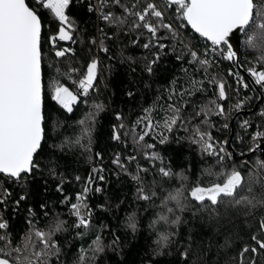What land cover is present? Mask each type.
<instances>
[{
    "label": "trees",
    "instance_id": "16d2710c",
    "mask_svg": "<svg viewBox=\"0 0 264 264\" xmlns=\"http://www.w3.org/2000/svg\"><path fill=\"white\" fill-rule=\"evenodd\" d=\"M121 2L130 6L136 0ZM146 2L147 0H141V8L146 6ZM152 2L164 11V22L179 31L183 43L174 41L171 34L162 28L157 33V39H152L151 34L143 28L132 30L125 25L118 31L98 18V12L94 10L98 0H71L66 14L75 24L73 40L60 41V25L50 10H44L34 0H26L37 11L42 23L41 66L46 135L41 149L34 157L38 168L30 174H24L19 181L0 174V198L4 199V203H0V217L8 223V228L0 230V235L9 234L13 247L29 232V221L37 229L46 231L50 226H55L57 220L64 222L63 230L53 237L60 252L58 257H51L49 264H76L82 249L91 258L88 264H240L239 253L243 247L256 246L251 237L257 235L264 239L260 232L264 207H257L251 215H246L239 208L226 207L225 204L217 207L215 215L210 211L197 212L199 205L195 202H191L192 207L186 211L176 210L175 215L167 213L161 207V201L167 193L181 186V181L175 175L171 178L161 177L158 172L161 166L170 168L174 174L183 173L188 178L184 181L185 196L187 190L197 184L206 187L212 183L223 182V177H210L208 170L219 173L232 169L240 171L246 185L252 186L253 192L245 191L244 194L255 195L257 198L264 195V168L257 166V161H264L262 153H245L251 145L248 139L254 124L264 125V95L262 94L263 101L255 111L248 112L257 101L258 93L249 87L243 89L236 81L238 74L243 73L237 68L234 59L215 57L207 73L202 69L197 70L198 65H190L189 49L200 55L201 49L208 43L178 18L175 6L165 8L163 0ZM256 2L264 3V0ZM90 7L92 11H89ZM109 10L116 15L122 14V9L118 6L105 8V11ZM182 23L185 24L184 27H181ZM100 29L113 37L105 40L109 49L107 53L100 51L98 44L92 43L93 39L98 41ZM53 37H56L55 43ZM246 38L243 33L239 61L241 68L247 72L255 61L264 71V59H259L261 51L248 47L245 44ZM150 39L153 46L145 49L143 45ZM158 44L166 47L160 49ZM185 44L188 45L187 49L184 48ZM66 46L71 51L64 57L57 58L55 51L63 50ZM224 47L227 51L225 45ZM181 54L183 59L177 60V55ZM94 58L100 62V73L95 83L96 90L89 94L87 100L88 105L94 102L103 103L104 111L96 116L91 125L89 143V138L84 135V129L88 125H80L77 121L87 119L85 114L92 109L81 102L73 113H67L52 100L50 84L57 67L62 72H67L70 68L78 69V73L74 74V78L78 79ZM151 60L156 62L149 74L146 66ZM184 69L188 70L187 76ZM212 77L224 82L226 99H219L216 83L209 82ZM192 78L201 82L198 85L200 90L191 97H184L189 102L183 115L194 117L195 111L205 106L212 109L207 123H201L205 119L203 115L195 117L193 123L199 124L201 130L215 137L218 143L226 139L230 150H242V155L247 156L246 162H241L237 153L233 159L222 161L216 156L206 155L199 145L189 142V133L179 128L168 133V141L164 144L158 142L159 137L153 138L156 133L145 137L146 143L155 145L149 151H155L161 157V160L155 162L146 160L135 149L131 138L125 137L123 132L121 141L112 139L113 126L120 123L116 119L117 113L123 116V122L131 128L143 109L152 105L157 96L167 99L166 90L172 87L171 82L174 79L177 81L175 87L179 91L190 87L189 81ZM61 83L72 87V82L63 77ZM232 98L233 101L242 98L244 106L236 111H242L241 114L233 118L236 113L234 112L232 120L228 121L227 115L218 114V109L210 102L215 101V104L226 108ZM261 110L263 112L259 113ZM245 120L249 121L248 129L242 125ZM239 135L240 138L237 139ZM78 139L80 142L76 143ZM117 155L131 174H136L137 165L149 169L148 173L140 175L149 188L152 187L153 180L156 181V197L147 201L137 199L138 185L129 174L113 163ZM131 156H136V160L130 162L128 158ZM94 168L100 171L93 172ZM101 176L103 180L100 179ZM77 177L80 179L77 180ZM89 177L92 181L91 191L86 197V203L91 210L89 227H76L78 221L71 214V204L77 202V193H82ZM96 188L101 191H95ZM5 189L10 193L6 198ZM65 197L68 198L67 201ZM41 205L45 207L42 208ZM169 207L175 208V204L170 202ZM132 213L136 214L138 225L135 232L127 227V218ZM158 214L168 215L170 220L180 216L181 223L172 226L160 221L155 229L149 227ZM169 232L175 233L170 237V243L167 247L158 249L154 243L158 234ZM97 236L101 237L104 250L94 254L93 242ZM4 243L0 241V246ZM37 247L41 245L37 243ZM185 250L187 258L181 255ZM253 260L255 264H264V251L245 254L244 264H253Z\"/></svg>",
    "mask_w": 264,
    "mask_h": 264
},
{
    "label": "snow or ice",
    "instance_id": "6c2138e0",
    "mask_svg": "<svg viewBox=\"0 0 264 264\" xmlns=\"http://www.w3.org/2000/svg\"><path fill=\"white\" fill-rule=\"evenodd\" d=\"M36 2L44 10H50L53 18L59 22L58 39L60 41L73 40L75 24L66 14L71 0H36ZM111 6L120 7L122 14L116 15L111 10L105 11V8ZM163 6L165 8L175 6L178 18L186 22V25L190 26L199 37L209 41L212 51L222 45H228L230 36L239 31L247 37L245 44L252 49L260 50L259 59H264V3H257L256 0H163ZM92 10L90 7L89 11ZM96 11L99 19L118 31L122 30L125 25H128L132 30L143 28L151 34L152 39H157V33L162 28L171 34L174 41L183 43L179 31L174 29L171 24L164 22V11L152 0H147L146 6L142 8L141 0H136L130 6L122 3L121 0H98ZM129 18H131L130 25ZM184 26L185 24L182 23L181 27ZM41 30V18L37 11L26 3V0H0V174L17 181L21 180L24 174H30L35 168H38L34 157L41 149L46 135L43 110ZM112 38L103 29H100L98 41L93 39L92 43L98 44L99 50L107 53L109 49L105 45V40ZM152 39L143 45L145 49L153 46ZM55 40L56 37H53V43ZM157 46L160 49L166 47L163 44ZM184 48L187 49L188 45L185 44ZM69 51L71 50H57L55 56L57 58L64 57ZM189 52L191 59L188 63L198 65L197 70L202 69L207 73L210 67V61L206 58L207 53L202 58L196 51L189 49ZM234 56L235 53L229 46L225 59L232 60ZM158 58L159 54L156 56V59ZM176 58L177 60L183 59V54L177 55ZM155 62L156 60L148 62L146 70L149 74H151L152 65ZM55 71L56 75L52 77L50 84L52 100L67 113H73L75 107L81 102L92 109L85 114L87 119L77 121L80 125H88L84 129V135L89 138L90 143L91 125L96 116L104 111L103 103L94 102L88 105L87 100L89 94L96 90L95 83L100 73V62L96 58L92 59L78 79L74 78V74L79 71L78 69L70 68L67 72H62L57 67ZM184 72L187 76L188 70L184 69ZM251 75L257 84L264 86V71L252 70ZM61 77L71 81L72 87L61 83ZM209 82L216 83L219 99H226L224 82L216 77H212ZM176 83L177 81L174 79L171 82L172 87L166 90L167 99L165 100L163 96H157L152 105L143 109L141 116L136 119L131 128L123 122V116L117 113L116 119L120 123L113 126L112 139L121 141V132H123L125 137L131 138L135 149L142 153L146 160L155 162L161 160V157L159 153L149 151L154 149L155 145L146 143L145 137L149 136L150 133H156L153 138L159 137L158 142L164 144L168 141V133L179 128L189 133V142L199 145L202 152L217 155L213 144L210 143L211 136L202 131L199 124L193 123L195 117L202 115L205 119L201 123H207V117L212 109L205 106L201 107L199 111H195L194 117L183 115L189 102L184 97H191L199 91L198 85L201 82L192 78L189 81L190 87H185L179 91L175 87ZM210 103L218 109V114H223L222 106L215 104V101ZM256 135L264 136V133L258 132ZM79 142L78 139L76 143ZM220 151L223 152L224 149L221 148ZM97 156H99L98 153ZM128 159L130 162L134 161L136 156H131ZM219 159L222 161L224 157L221 156ZM113 163L129 174L138 185L137 199L147 201L158 195L155 191L156 181L153 180L152 187L149 188L140 175V173H148V168L137 165L136 174H131L120 162L119 155L113 160ZM257 166L264 168V161H257ZM98 171L100 170L93 169V172ZM158 172L163 178H171L175 175L181 181V186L169 191L161 201V207L173 215H175L176 210L181 212L188 210L192 207L191 202L199 205V208L196 209L197 212L210 211L214 215L217 214V207L220 204H225L226 207L239 208L246 215H251L257 207H264V195L257 198L255 195L244 194L245 191L252 193L253 189L251 184L246 185L241 172L236 169L219 173L208 170L207 174L210 177H223V182L212 183L206 187L197 184L187 190V196H185L186 185L184 181L188 178L183 173L174 174L170 168L166 169L163 166L158 169ZM79 179L77 177V180ZM100 179L103 180V177L101 176ZM91 182V177H89V182L82 193H77V202L71 204V214L78 221L76 227H89L91 210L86 203V197L87 193L91 191ZM95 191L100 192L101 189L96 188ZM8 195L10 193L5 189L4 198ZM67 200L68 198L65 197V201ZM170 202L175 204V208L169 207ZM0 203H4V199L0 198ZM41 207L44 208L45 206L41 205ZM29 211L31 212V209ZM45 216H47L46 212ZM160 221L176 226L181 223V217L175 216V219L170 220L168 215L158 214V217L151 222L149 227L155 229ZM29 223V232L22 237L21 242L15 247L11 245L9 234L0 235V241L5 242L3 247H0V264H49L51 257H58L60 249L53 237L57 232L63 230L64 222L57 220L55 226H50L46 231L37 229L31 221ZM137 226L136 214L132 213L127 218V227L135 232ZM7 228V221L0 217V230ZM260 232L261 235H264V219L260 221ZM174 235L173 232L159 233L158 239L154 243L158 249L165 248L170 243V237ZM251 239L256 246L245 245L243 247L239 253L240 264H244L246 253L258 254L264 250V239L257 235H253ZM37 243L41 247L38 248ZM93 244L92 251L94 254L104 250L100 236L96 237ZM181 255L187 258V250ZM90 259L86 255V250L82 249L76 264H88ZM253 264H255L254 260Z\"/></svg>",
    "mask_w": 264,
    "mask_h": 264
},
{
    "label": "built area",
    "instance_id": "2783aa9c",
    "mask_svg": "<svg viewBox=\"0 0 264 264\" xmlns=\"http://www.w3.org/2000/svg\"><path fill=\"white\" fill-rule=\"evenodd\" d=\"M34 1L36 2V0H34ZM94 10H95V12H97L96 11V6H94ZM241 42H242V39H241ZM226 48H227V46H226ZM64 49H70V48L66 46ZM211 49H212L211 43L208 42V44L206 46H204L201 49V51H200V56L202 58H204L205 57V53H207V57L206 58L210 61V65L212 64L213 60L216 59L215 57H225L227 55V51L225 50L224 45H222L220 48L216 49L215 51H212ZM252 70H254L256 72H260V71H263V70L258 66V64L255 61L251 63V65L248 68L247 73L253 78V80L255 82V78L251 75V71ZM236 81L241 84V87L243 89H246L247 87H249L250 89H253L251 87L250 83L247 81V79L244 77L243 74H240L239 73L238 74V77L236 78ZM255 84L259 88V90L261 91V93L264 95V86H262L260 84H257L256 82H255ZM237 105H239V107H237ZM243 106H244V100L242 98H237L235 101H233V98H232V99H230L228 101L226 108H224L222 106L223 113L225 115H227L228 121L231 119L232 114L234 112L240 110ZM262 112H263V110H261L259 113H262ZM242 125H244V128L245 129H248V127H249L250 124H249V121L248 120H245L242 123ZM258 132L259 133H264V125L260 126L259 123H255L254 124V127H253V130L251 131L250 136H249V139H248L249 140V143L251 145H250L249 148H247L245 150V153H250L252 151H260L259 150V146L264 141V136H257L256 134ZM209 135L212 138L211 141H210V143L213 144L214 150L217 153V155H209L208 153L204 152L206 155H208V156H216L218 158H220L221 156H223L224 159L231 160V159L234 158L235 153H237L236 155L241 157V158H239V160L241 162H246L247 156H243L242 155L243 154L241 152L242 150H240L239 148H236L235 150L232 151V150H230L228 148V141L226 139H223L222 141H220V143H218L217 142V139L215 137H213L211 134H209ZM237 137H238L237 139H239L240 138V135L237 136ZM254 137H255V139H254ZM221 148L224 149L223 152L220 151ZM0 247H3V245L0 246Z\"/></svg>",
    "mask_w": 264,
    "mask_h": 264
},
{
    "label": "water",
    "instance_id": "95a60500",
    "mask_svg": "<svg viewBox=\"0 0 264 264\" xmlns=\"http://www.w3.org/2000/svg\"><path fill=\"white\" fill-rule=\"evenodd\" d=\"M188 27L194 33V31L190 28V26H188ZM196 35H198V34H196ZM242 35H243V33L239 32V31H236V33L234 35L230 36L229 44L226 45V46H227V48L229 46L232 47V51L235 53V56L233 57V59L235 61V64H236L237 68L239 69V71H241L243 73V75L249 81V83L251 84V86L253 87V89L258 93V99H257V101L255 102L253 108L248 111V112H253V111H255V109L257 108V106L259 105V103L262 102L263 96H262V93L259 90V88L256 86L253 78L247 72H245L241 68V66H240L239 61H240V50H241V39H242ZM201 39L204 40V41H206L204 38H201ZM206 42H209V41H206ZM241 113H242V111L236 112L233 118H235L237 115H239ZM259 150L261 151L262 156H263V159H264V142L262 144H260Z\"/></svg>",
    "mask_w": 264,
    "mask_h": 264
},
{
    "label": "bare ground",
    "instance_id": "6f19581e",
    "mask_svg": "<svg viewBox=\"0 0 264 264\" xmlns=\"http://www.w3.org/2000/svg\"><path fill=\"white\" fill-rule=\"evenodd\" d=\"M208 43V42H207ZM263 101V100H262ZM234 116V115H233ZM231 120H232V118H231ZM223 140V139H222Z\"/></svg>",
    "mask_w": 264,
    "mask_h": 264
},
{
    "label": "flooded vegetation",
    "instance_id": "af4514ba",
    "mask_svg": "<svg viewBox=\"0 0 264 264\" xmlns=\"http://www.w3.org/2000/svg\"><path fill=\"white\" fill-rule=\"evenodd\" d=\"M264 251V250H263Z\"/></svg>",
    "mask_w": 264,
    "mask_h": 264
}]
</instances>
